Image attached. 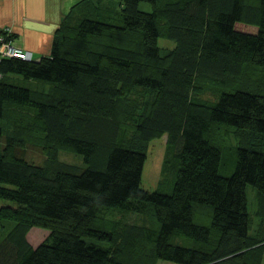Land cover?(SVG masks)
Segmentation results:
<instances>
[{
	"label": "trees",
	"instance_id": "trees-1",
	"mask_svg": "<svg viewBox=\"0 0 264 264\" xmlns=\"http://www.w3.org/2000/svg\"><path fill=\"white\" fill-rule=\"evenodd\" d=\"M251 65L264 66V0H82L48 55L1 58L0 120L9 107L29 120L25 136L0 123V264H264L246 193L263 219L264 142L215 138L216 128L264 136V90L243 80ZM138 87L151 95L136 108L128 94ZM162 134L166 192L140 185L143 146ZM30 142L39 163L26 156ZM33 226L48 229L36 245Z\"/></svg>",
	"mask_w": 264,
	"mask_h": 264
},
{
	"label": "rangeland",
	"instance_id": "rangeland-1",
	"mask_svg": "<svg viewBox=\"0 0 264 264\" xmlns=\"http://www.w3.org/2000/svg\"><path fill=\"white\" fill-rule=\"evenodd\" d=\"M141 8H149V5L147 3H143L140 5ZM158 45L162 49H168L174 46V41L169 40L165 37H159L158 38ZM244 84L248 87H251L258 91L264 90V66H256L251 65L246 67L244 72ZM20 84L34 87L33 83H37L38 85L46 86V83H39L35 80H19ZM46 84V85H44ZM48 87V86H46ZM151 93L145 89V88H133L130 93L128 94L129 98V105L134 106L137 108L136 104H139V102L146 100L150 97ZM204 97L215 99L216 94L212 93L210 90H206L203 93ZM29 120V115L25 110H20L15 107H9L7 110H5V114L3 118L0 120V123L4 129V132L6 134L14 133L18 135H26L27 129L23 126V123L27 122ZM130 133V132H128ZM28 136V135H27ZM215 138L217 141L222 142L225 145H233L238 143H262L264 142V136H260L259 134H254L252 132H246V131H238L234 130L232 128H216ZM33 137L30 136V140H32ZM1 143V142H0ZM143 148L146 152V159L143 165V170L141 174V181L140 185L142 188L147 190H157L160 189L162 191H168L170 188V175H171V169H172V158L170 157V153L168 151V148L166 146V134H162L161 136L155 137L151 140H149ZM59 158L63 161H66L70 164H81V158L65 149L59 150ZM26 156L31 159L32 161L39 163L43 160V154L37 146H35L32 142L27 145L26 147ZM232 169L229 167V170L221 171L223 173H229ZM247 206L248 211L250 213V231L252 233L256 231H264V218H258L255 216V192L254 189L248 185L247 186ZM4 200L0 201V204H3ZM198 211L201 212L202 218L206 214L205 207H199ZM101 213L104 216L113 218L115 220H121L123 218H126L128 220L137 219V221H140V217L138 215H133L129 213H125L116 209L112 208H106L102 209ZM141 216V215H140ZM137 217V218H136ZM200 219V218H199ZM142 221L149 223V218L145 215V220L141 218ZM48 233V229L33 226L28 234L27 238L28 240L36 245L39 243L43 237ZM186 243V242H184ZM156 264H174L170 261L166 260H158Z\"/></svg>",
	"mask_w": 264,
	"mask_h": 264
},
{
	"label": "crops",
	"instance_id": "crops-1",
	"mask_svg": "<svg viewBox=\"0 0 264 264\" xmlns=\"http://www.w3.org/2000/svg\"><path fill=\"white\" fill-rule=\"evenodd\" d=\"M81 4L82 0H0V33L31 58H40L49 54L55 32Z\"/></svg>",
	"mask_w": 264,
	"mask_h": 264
},
{
	"label": "built area",
	"instance_id": "built-area-1",
	"mask_svg": "<svg viewBox=\"0 0 264 264\" xmlns=\"http://www.w3.org/2000/svg\"><path fill=\"white\" fill-rule=\"evenodd\" d=\"M8 57L31 58V55L27 51L12 45L7 35L0 33V59Z\"/></svg>",
	"mask_w": 264,
	"mask_h": 264
},
{
	"label": "water",
	"instance_id": "water-1",
	"mask_svg": "<svg viewBox=\"0 0 264 264\" xmlns=\"http://www.w3.org/2000/svg\"><path fill=\"white\" fill-rule=\"evenodd\" d=\"M30 59H33V60H38L39 58H36V59H35V58H30Z\"/></svg>",
	"mask_w": 264,
	"mask_h": 264
}]
</instances>
